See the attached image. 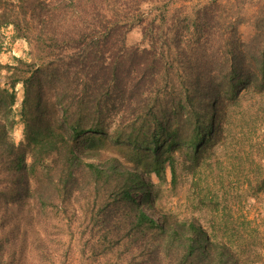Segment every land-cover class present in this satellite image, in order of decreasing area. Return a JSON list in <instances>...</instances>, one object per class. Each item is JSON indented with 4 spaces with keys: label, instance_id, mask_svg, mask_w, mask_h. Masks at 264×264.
I'll use <instances>...</instances> for the list:
<instances>
[{
    "label": "trees",
    "instance_id": "16d2710c",
    "mask_svg": "<svg viewBox=\"0 0 264 264\" xmlns=\"http://www.w3.org/2000/svg\"><path fill=\"white\" fill-rule=\"evenodd\" d=\"M143 5H149L148 14ZM166 7L162 0H0V30L12 26L33 56L21 80L31 161L26 164L6 140L0 123V171L4 179L12 177L14 200L32 192L38 202L65 214L95 195L107 200L105 215L112 212L108 205L128 206L132 220H124L122 231L117 220L104 224L112 227L109 247L129 239L135 243L142 235L140 252H131L124 264H239L194 222L160 224L147 215L135 197L146 199L149 191L139 170L122 167L115 158L86 162L97 157L103 135L99 118L109 113L129 110V123L123 120L120 131L128 128L122 136L129 142L149 123L152 138L142 143L158 158L161 146L168 138L174 144L185 124L194 120L200 128L210 112L216 117L242 92L264 91V26L259 28L264 16L254 17L257 32L244 42L236 30L241 21L222 19L217 0L169 18ZM135 25L141 26L148 48L125 46V34ZM14 97L0 87L1 115ZM142 116L145 126L137 124ZM192 140L204 143V132ZM29 177L37 183L32 191ZM8 236L0 240V264H30L32 249L36 264H66L67 256L50 240L30 241L15 226Z\"/></svg>",
    "mask_w": 264,
    "mask_h": 264
},
{
    "label": "rangeland",
    "instance_id": "374dc122",
    "mask_svg": "<svg viewBox=\"0 0 264 264\" xmlns=\"http://www.w3.org/2000/svg\"><path fill=\"white\" fill-rule=\"evenodd\" d=\"M190 1L162 0L164 6L167 5V18L185 7L190 12L209 0ZM217 3V14L222 19L227 16L233 18L232 21L240 20L237 35L242 41H249L257 32L253 27L254 17L264 16V0H217ZM149 10V5L142 6L144 15ZM262 26L264 23L260 22L259 28ZM125 46L148 48L141 26L135 25L125 34ZM31 52L27 41L17 37L12 26L1 28L0 87L13 92L15 100L5 115L0 114V123L4 124L6 140L13 144L26 164L31 160L21 116L24 97L21 80L28 76L30 68L25 64L32 63ZM211 114L200 128L194 120L180 128L175 143H170L168 138L157 158L142 143L152 138L149 123L140 127L139 133L134 132L137 135L132 137L133 143L123 138L128 128L123 136L120 132L123 120L129 123V119L125 120L129 118V110L109 113L99 118L103 135L95 149L97 157L86 158V162L115 158L122 167L139 170L149 191L146 199H141L140 195L135 197L142 201L140 207L153 220L160 224L194 222L205 231L210 242L223 244L236 255L239 264H263L264 91L242 92L234 103L224 104L217 120ZM137 124L145 126L144 116ZM199 131L204 132L202 144L192 140ZM4 175L0 171V240L9 238L8 230L15 226L19 233L26 232L30 241L54 242L59 253L67 256L66 264H124L131 252H140L137 238H142L141 234L136 235L135 243L129 239L116 247L107 245L114 241L112 227L104 228V224L117 220L122 231L124 220H132L128 206L108 205L107 209L111 208L112 212L105 215L102 207L107 200L95 195L83 208L75 206L74 211L70 209L65 214L61 208L38 202L32 192L29 198L14 200L10 190L12 177L4 179ZM36 185L35 178H30L28 188L32 191ZM35 254V250H30L28 263L36 264Z\"/></svg>",
    "mask_w": 264,
    "mask_h": 264
}]
</instances>
